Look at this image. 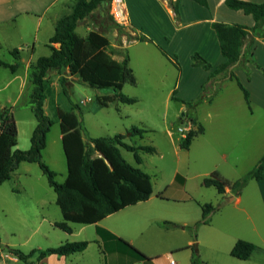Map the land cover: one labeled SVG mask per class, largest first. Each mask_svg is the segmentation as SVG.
<instances>
[{
	"label": "crops",
	"instance_id": "obj_1",
	"mask_svg": "<svg viewBox=\"0 0 264 264\" xmlns=\"http://www.w3.org/2000/svg\"><path fill=\"white\" fill-rule=\"evenodd\" d=\"M174 1L175 0H173L172 3ZM243 1L255 2L259 0ZM73 3L74 0H0V61L10 65L15 63H19L20 65L14 73L0 66L1 69L7 71V74L0 71L2 75V78H0V93L4 95L0 108L18 105L27 87L29 66L34 64L37 58L50 54L48 41L54 33L55 23L59 18L70 12ZM120 3L125 10L126 22L124 25L132 29L133 38L145 35L150 38L153 43L140 42L135 39L127 41L125 37H121L119 45H114L108 40V51L112 48H117L119 50H125L127 53V50H130L134 46L135 48L140 47L143 52H148V49L153 50L155 53L158 52L160 56H163L161 53V50H163L170 57L175 56L177 58L175 53H170L183 50L186 52L190 61V63L188 62V67L198 76L194 83L196 88L195 92H188L190 95L197 92L200 93L201 86L207 80L209 73L201 67H194L191 65L190 57L193 53H198L213 68L225 62L224 57L219 51L217 38L210 24L212 22L234 24V19L231 18L239 14H235L233 10H227L224 0H207L206 7L191 0H178V16L176 20L166 0H120ZM237 12L242 13L241 11ZM93 14L96 15V11ZM235 17H240L245 21V24L251 25L248 18L243 16ZM88 18H92V23L102 29L106 30L108 27V25L102 27L103 23L100 17L95 18L92 16ZM86 19L87 18L78 22L75 32L79 25ZM151 24L152 27L156 29L155 33L148 29ZM175 25L178 27H175ZM162 26L166 27V32L159 31ZM85 29V33H76L84 37L88 32L95 31L90 30L88 26H85ZM101 34L106 37L105 34ZM115 35L116 33H114V36ZM256 41L257 40H255V42ZM13 50H16V56L11 54ZM126 55L128 56V53ZM112 58L118 62L123 59L119 57ZM129 63L130 62H128V64ZM177 70H181L180 66ZM182 74L180 75L178 84L172 89L170 98L172 92L175 90V97L182 100L177 94L181 85H185L187 89H189L187 78L185 80ZM235 76L249 93L248 103L245 101L235 80L223 81L214 99L219 94H223V92H225V98L229 99V96L234 98L233 95L227 94L228 85L234 84L236 89L240 91L239 95H242L243 101L248 108L249 121H247V125L244 126L246 130L244 132H247V130L255 127L257 124L255 118L252 120L254 115L252 105L264 111V94L262 93L264 79L260 78L262 82L259 88L254 83L255 79L258 80L256 74L254 75L253 73L247 80H244L242 74H238V71L235 72ZM64 77L69 83L70 79L78 81L76 77L67 76V72ZM220 77V75H217L216 79ZM53 85L54 83H51L49 86H51L56 93ZM234 95L237 98L240 97L239 95ZM214 99L208 104V107L210 106L211 108ZM238 102L240 104L239 99ZM69 111H71V108H69ZM78 111L79 105L77 113L76 110L73 112L80 118V111L79 113ZM19 113H26L27 115L30 113V115H33L31 110L26 106L17 108L14 111V118ZM220 114V112L216 113V111H209L207 118L211 120L216 118L218 122ZM196 120L198 121L197 117ZM81 121L83 123L82 119ZM218 124V130H221L226 125L223 122ZM35 125L36 122L33 127L31 123V134ZM202 128L203 132L194 137L193 140L198 136H205L207 130L203 126ZM168 134L169 137L173 135L172 132H168ZM58 138L61 144V132ZM87 138L92 137H89L85 130L83 140L86 141ZM193 140L188 149L179 148L177 143L175 146L176 153L180 152L179 150L188 153ZM28 147L29 144L20 147L17 132V149L26 150ZM44 150H46V147ZM222 156L224 158L226 157L225 154ZM141 164L142 159L139 165L134 163L133 166L141 169ZM66 176L67 172L65 178ZM176 176H179V178L175 180ZM149 177L151 180L152 193L146 201L127 206L116 213L108 215L98 223L93 224L95 230L93 239H77L80 233L86 231V226H82L75 230L72 224L76 223H69L71 228V233L69 234L56 228L54 224L62 221V215L60 210L58 212L55 208L58 207L55 200L53 204L43 188V181H45L46 178L41 173L37 164L21 162L17 169L11 174L10 179L5 181V183H9L10 186L9 191L5 193V198L0 201V219L6 221V219L9 218L18 226L28 229L25 236V244L30 243V251H37L32 255L29 261L35 262L37 253L47 248L57 247L67 242H87V246L82 252L67 256L48 255L36 264H143V261L138 259L128 246L133 247L145 257L150 258V264H190V258L193 252L191 250L189 251L188 247L194 246V244L189 231L185 228H165L159 225L162 222H170L176 226L191 227L199 221H196L195 218L188 213L189 208L187 205L194 199L191 194L186 191V177L180 170L176 169L166 186L162 190L157 191L154 190L150 175ZM251 182L254 184L246 201L243 202L242 194H240L237 197H233L234 199L232 202H228L229 198L232 197L229 196L227 204L220 209L217 218H215L214 221L210 219L208 224L200 225L199 227H208L207 229L212 231L215 242L226 243L227 248H229V255L236 241L243 240L252 243L255 245V250L251 253L250 257L247 260L238 261H241L243 264H264V172L262 180ZM3 184L4 183H2V185ZM33 186H40V191L33 189ZM226 192L228 193V190H226ZM159 193H163V198L158 196ZM217 195L221 198L219 194ZM196 203L200 209V205L202 204ZM127 211H131L130 214L132 216H124ZM228 225L235 226V229L244 230V233H238L233 237L225 232V226ZM15 246L14 243L7 241L3 253L0 247V258L5 256L7 260L4 264H24L8 252V249H15ZM174 257L177 263L174 262ZM232 259L235 258L232 257Z\"/></svg>",
	"mask_w": 264,
	"mask_h": 264
},
{
	"label": "trees",
	"instance_id": "obj_2",
	"mask_svg": "<svg viewBox=\"0 0 264 264\" xmlns=\"http://www.w3.org/2000/svg\"><path fill=\"white\" fill-rule=\"evenodd\" d=\"M112 0H74L71 10L67 15L59 18L54 26V33L49 38L48 48L50 54L37 58L34 64L28 68L27 86L21 96L18 105L0 108V184L9 180L11 174L21 162L35 163L46 178L48 186L55 193V203L59 207L62 221L54 226L65 233H71L69 223L82 225L96 224L110 214L116 213L127 206L146 201L151 193L152 186L148 174L138 167L129 164L122 156L121 150L133 155L136 165L141 163L139 152L153 153L151 146L134 147L125 143L124 136L116 134L111 137L87 138L84 126L73 111L78 106L71 104V111L65 112L59 108L55 99V91L47 85L46 79L50 71L61 74L59 82L63 95L66 96L67 76L76 77L78 82L90 88L98 90H110L117 101L131 105L136 103L133 97L125 96L121 90L125 83L134 84V76L129 67L128 56L121 61L112 58L108 39L97 31H90L81 37L75 32L78 22L88 17H100L102 27L107 25V20L118 26L109 13ZM201 6H207V0H191ZM178 0L168 3L177 19ZM227 8L233 11H241L244 15L251 16L253 27L248 28L239 24H225L212 22L211 29L215 33L219 45V51L225 62L213 68L198 53L191 55V65L201 67L208 71V77L201 86V94L194 100L184 103L175 97V90L171 94V100L180 102L186 108L194 110L203 100L212 101L220 89V85L226 80H235L241 90L245 101L248 103L249 93L235 76L234 70L240 65L253 61L251 52L256 39L264 38V2L252 3L243 0H224ZM96 11V15L93 13ZM140 42L153 41L141 35L133 38ZM59 44L57 47L56 45ZM16 50L11 54L16 56ZM163 56L179 69L176 57H170L161 50ZM255 68L258 65L254 63ZM0 66L14 73L20 66L19 63L6 64L0 61ZM220 75L219 79L216 76ZM264 75V72H263ZM250 77H248L249 79ZM44 103L50 113V117L44 112ZM28 107L36 120L35 128L29 139V147L26 150L17 149V126L14 111L21 107ZM102 106L101 108H105ZM79 113V111H78ZM54 121L59 123L61 132V144L66 162L67 176L61 183L56 181V173L43 161L42 153L46 147V136ZM195 119H192L191 125ZM148 131L145 128L131 127L127 130L129 137L137 136L143 139ZM203 132L202 126L197 129L190 128L185 137L178 142L181 149H188L194 137ZM264 172V154L256 165L241 179L234 182L223 179L218 172L213 171L201 182L203 187H213L221 196L220 202L213 206L210 203L200 205L201 218L191 227L176 226L170 222H162L159 225L165 228H185L192 234L193 239L200 225H206L210 218L221 207L227 204L228 197H237L249 181H260ZM179 176L175 177V180ZM228 190V193L226 192ZM158 196L163 198V193ZM87 246L86 241L67 242L57 247L39 251L35 262L29 259L37 251L32 250L28 254L18 249H8V252L24 264H36L48 255L67 256L82 252ZM129 249L143 261L150 264V258L145 257L133 247ZM255 250V245L250 242L238 240L230 250V256L237 260H247ZM190 264H203L196 254H192Z\"/></svg>",
	"mask_w": 264,
	"mask_h": 264
},
{
	"label": "rangeland",
	"instance_id": "obj_3",
	"mask_svg": "<svg viewBox=\"0 0 264 264\" xmlns=\"http://www.w3.org/2000/svg\"><path fill=\"white\" fill-rule=\"evenodd\" d=\"M166 1L172 3L173 0ZM263 2L264 0H259L252 3L259 4ZM227 10L230 9L227 8ZM233 12L239 14L235 16H243L251 22V25H247L240 17L234 16L231 18L234 19V24L248 28L253 27L254 22L251 16H245L237 11ZM91 19L87 18L81 23L76 32L78 34L85 33V26H88L90 30L105 34L107 39L114 45H119L121 37H125L127 41L133 39V31L127 25L121 24L115 26L107 20L108 27L105 30L93 24ZM175 27L178 26L175 25ZM148 29L153 33L156 32L152 24ZM159 31L166 32L167 29L165 26H162ZM114 33H116L115 36ZM256 40L251 50L253 61L240 65L234 70V73L238 71V74H242L244 80H247L253 73L254 75L256 74L258 80L255 79L254 83L259 87L262 82L260 78L264 79V38ZM148 50V52H143L140 47L135 48L134 46L130 50H127L130 62L129 66L135 82L134 84L125 83L121 93L136 99V103L131 105L119 103L110 90L93 89L75 79H70V83L66 82L65 96L59 83L61 74L57 71H51L47 76L46 82L47 85L54 83L56 103L60 109L69 112L71 104L79 105L80 118L83 120L84 128L89 137H105L119 133L124 136V141L131 146H152L155 149L154 153L138 151V154L142 159L141 169L151 176L155 191L162 190L174 171L176 169L180 170L187 180L186 191L194 199L187 205L189 208L188 213L198 221L201 217V211L196 202L200 204L210 203L213 206H216L220 202V197L217 195L215 189L203 187L201 185L202 180L213 171H216L223 179L234 182L244 177L264 154V111L252 105L254 112L252 120L255 118L257 124L255 127L247 130V132H244L246 131L244 126L249 121V112L242 95H239L240 91L236 89L234 84L228 85L227 89V94L233 95L234 98H231V96H229V99L225 98V92H223V94H219L214 99L215 95L213 94L212 99H214V102H212L211 108L210 106L208 107L209 103L207 100H203L194 110L186 108L184 104L170 99V93L174 86L178 84L182 73L185 80L187 78V84L189 85V89H187V86L181 85L180 90L178 89L177 91L182 101L188 103L201 94V91L193 95L188 93L195 92L194 83L198 76L188 67L190 61L186 52L179 50V52L173 51L170 53L177 55L176 61L181 69L178 71L164 56H160L158 52L155 53L153 50ZM110 53L112 57L119 58H123L127 54L125 50L117 48H112ZM254 63L258 65L259 69L255 68ZM0 71L7 74V71L1 68ZM0 78H2L1 74ZM29 89L30 86H27L25 90ZM262 93L264 94V88L262 89ZM234 94L240 97L237 98ZM3 96V93H0V105ZM238 99L240 100V104ZM102 106L106 107L101 108ZM209 111L221 113L218 122L216 118L212 120L207 118ZM44 112L47 116H51L46 105L44 106ZM15 119L18 143L20 147H23V145L29 144L31 123L33 127L36 120L30 113L28 115L26 113H19ZM192 119H195V122L191 125ZM222 122L226 125L221 130H218V123L221 124ZM201 125L207 130L205 136L195 138L188 153L179 149L177 150L180 152L176 153L175 146L183 139V137H180L178 129L184 127L188 128V130L190 128L197 129ZM131 127L145 128L148 132L144 134L143 139L137 136L129 137L127 130ZM168 132H172L173 135L169 137ZM59 134V123L54 121L50 132L46 136V150L42 153V161L55 171L56 181L62 182L67 171L64 153L58 138ZM121 154L129 164H134L131 153L121 150ZM223 154L226 155L225 158L222 156ZM43 182V188L47 192L50 201L54 204L55 194L48 187L46 180ZM253 184V182L249 181L242 189L240 194H242L243 202L248 199ZM9 186V183L5 182L3 185H0V201L5 198V193L9 191ZM33 189L40 191L41 187L33 186ZM55 208L59 212L58 207ZM220 209L213 213L210 219L214 221ZM130 212L127 211L124 216H132ZM82 226H86V231L80 233L77 239H93L95 234L93 224H72L75 230ZM207 228H197L195 238L193 239L192 237L194 246L188 247V250L196 254L203 264H240L241 261L230 257L227 244L215 242L212 231ZM27 232L28 229L18 226L9 218L6 221L0 219V247L2 253L8 241L16 245L15 249L28 254L31 248L30 243L25 244ZM225 232L235 237L238 233H244V230L235 229V226L228 225L225 226ZM189 233L188 235L190 236L191 233ZM173 260L177 263L175 257ZM5 262L7 260L5 256H2L0 264H4Z\"/></svg>",
	"mask_w": 264,
	"mask_h": 264
},
{
	"label": "built area",
	"instance_id": "obj_4",
	"mask_svg": "<svg viewBox=\"0 0 264 264\" xmlns=\"http://www.w3.org/2000/svg\"><path fill=\"white\" fill-rule=\"evenodd\" d=\"M124 8L120 3V0H112L109 7V13L112 16L113 20L116 23L124 24L126 22V16ZM180 137H185V132H188V128H179L178 129Z\"/></svg>",
	"mask_w": 264,
	"mask_h": 264
},
{
	"label": "water",
	"instance_id": "obj_5",
	"mask_svg": "<svg viewBox=\"0 0 264 264\" xmlns=\"http://www.w3.org/2000/svg\"><path fill=\"white\" fill-rule=\"evenodd\" d=\"M56 46L58 47V46H59V44H57ZM44 105H45V103H44ZM233 199H234L233 197H230L228 202H232V201H233Z\"/></svg>",
	"mask_w": 264,
	"mask_h": 264
}]
</instances>
